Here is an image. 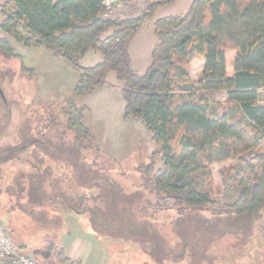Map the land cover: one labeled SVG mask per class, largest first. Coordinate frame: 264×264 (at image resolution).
<instances>
[{
	"label": "trees",
	"instance_id": "trees-1",
	"mask_svg": "<svg viewBox=\"0 0 264 264\" xmlns=\"http://www.w3.org/2000/svg\"><path fill=\"white\" fill-rule=\"evenodd\" d=\"M175 1L146 0L137 15L105 17V0H7L1 9V28L14 41L43 46L79 70L64 113L76 141L93 135L84 123L87 106L78 105L74 98L107 85L109 73L123 83L124 118L141 119L156 144L150 163L139 167L143 186L156 196L154 210H165L166 202L172 201L181 210L210 207L236 218L253 217L264 211V103L259 100V90L264 88V0H193L185 13L157 19L158 42L151 64L145 73H137L130 54L134 35L158 7ZM9 40L0 37V54L20 57ZM91 50L100 53L102 60L85 66ZM194 59L205 61L198 80L188 71ZM217 90L225 91L226 102L237 107L232 115L208 108L206 93ZM159 159L163 165L155 170ZM227 161L238 162L232 177L237 194L219 205L212 166ZM51 167L45 169L50 172ZM37 172L44 179L45 171ZM55 180L51 189L27 186L28 203L45 205L54 213L61 212V205L65 214L67 200L52 202L64 195ZM36 193L38 200L33 197ZM133 204L131 216L116 219V224L122 222L138 240L136 227L144 229L134 216ZM96 206L91 219L99 230L95 220L107 221L109 211ZM121 235L115 229L110 232L113 237ZM140 240L145 241L142 251L155 256L141 264H173L174 256L163 255L168 251L161 243L150 249L151 239ZM156 249L159 256L154 254Z\"/></svg>",
	"mask_w": 264,
	"mask_h": 264
},
{
	"label": "rangeland",
	"instance_id": "rangeland-1",
	"mask_svg": "<svg viewBox=\"0 0 264 264\" xmlns=\"http://www.w3.org/2000/svg\"><path fill=\"white\" fill-rule=\"evenodd\" d=\"M6 1L0 0V37L9 38L21 56L0 54V85L5 94V99L0 94V153H7L0 163V221L10 229L20 250L44 264H88L90 258L86 262L83 258L89 248L98 246L99 264H126L130 259L136 264L155 259L142 251L145 241L141 238L151 239L150 249L161 243L168 251L163 255L174 256L173 264H264V211L236 218L210 207L181 210L173 207L172 201L166 202L165 210L153 209L157 199L143 186L139 167L150 163L156 144L141 119L124 118L126 102L120 88L104 85L89 97L74 96L78 105L87 106L84 123L93 135L84 141L75 140L64 113L79 70L43 46L14 41L1 28V9ZM145 1L114 0L104 16L136 14ZM192 1L176 0L160 7L144 22L143 31H149L159 18L185 13ZM133 54L135 57L134 49ZM201 60L194 59L190 65L193 80L201 74ZM89 62L90 58H85L83 65ZM224 94L223 90L207 92L208 108L215 114L232 115L237 107L226 102ZM259 100L264 103V88L259 90ZM50 165L54 176L45 169ZM162 165L159 159L155 170ZM237 166L236 161L212 166L219 205L237 194L232 182ZM37 169L45 171L44 179L37 175ZM54 180L64 195L52 202L67 200L65 214L61 205L60 213H51L45 205L28 203L27 186L47 185L51 189ZM36 195L33 197L38 200ZM132 202L134 216L144 229L134 226L138 240L122 222L116 224V219L131 216ZM96 205L109 211L107 221L101 217L95 220L99 230L91 219L98 211ZM86 206L90 210H84ZM147 218L155 221L149 223ZM103 225L108 226L104 229ZM113 229L122 235L110 236ZM78 238L89 243V248L79 253L81 259L72 255L79 249L75 245ZM154 254L160 255L157 249Z\"/></svg>",
	"mask_w": 264,
	"mask_h": 264
},
{
	"label": "crops",
	"instance_id": "crops-1",
	"mask_svg": "<svg viewBox=\"0 0 264 264\" xmlns=\"http://www.w3.org/2000/svg\"><path fill=\"white\" fill-rule=\"evenodd\" d=\"M160 7H162V6H160ZM160 7H158L157 9H159ZM138 13L133 14V15H137ZM119 16H121V15H119ZM154 23H155V21L153 22V26H151V23H150L151 27H150L149 31H145V32L143 31L144 30L143 29L144 25H143L141 27V29L139 30V32L136 35H134L135 37L133 38V40L130 43V54H131V58H132V66H133L134 70L137 71V73H140V74L145 73L147 71V69L149 68V66L151 64V60H150L151 59V54H152V51L154 49L153 47H155V45L158 42V40L156 41V39H155V37L153 35V33H154L155 36L158 39V36L156 35L155 30H154ZM133 49H134V52H135V55H136L135 57H134V54H133ZM88 57L90 58V62H89L90 64L85 63V66L93 65V64L97 63V61H101L102 60V55L100 53H97L96 51H92V50L87 54L86 59ZM84 62H85V59H84ZM201 62H202L201 65L203 67L204 64H205V61L201 60ZM109 78H111V80H109ZM114 78H115V81L113 80ZM108 81H109V83L107 84L108 86H110L109 84L114 85V86H111V87L120 88L121 91H122V84L123 83L116 79V76H115L114 73H109ZM91 95H93V94H91ZM91 95H89V96H91ZM50 212L52 213L53 211H50ZM71 217H73V216H71ZM78 239L79 240L75 243V245H77L79 247V249H76L72 253V255H73V258H80L81 259L82 254H79V253L82 250H84V248L86 246H88V248H89V243H88V241L86 239L85 240L81 239V238H78ZM79 242H81V244ZM99 251L100 250H99L98 246L97 247L94 246V247L89 248L87 254L85 255V258L82 257L84 262H86V258H87V260L90 258V263H88V264H99V263H97L98 260H96V259H98L97 257H98ZM94 253H96V254H94ZM83 260H82V262H83ZM132 260L133 259L128 260L126 264H135V262L132 261ZM110 264H113V263L110 261ZM136 264H141V263H140V261H136Z\"/></svg>",
	"mask_w": 264,
	"mask_h": 264
},
{
	"label": "built area",
	"instance_id": "built-area-1",
	"mask_svg": "<svg viewBox=\"0 0 264 264\" xmlns=\"http://www.w3.org/2000/svg\"><path fill=\"white\" fill-rule=\"evenodd\" d=\"M114 0H105L111 11ZM0 264H44L35 256L23 253L13 240L10 229L0 221Z\"/></svg>",
	"mask_w": 264,
	"mask_h": 264
},
{
	"label": "water",
	"instance_id": "water-1",
	"mask_svg": "<svg viewBox=\"0 0 264 264\" xmlns=\"http://www.w3.org/2000/svg\"><path fill=\"white\" fill-rule=\"evenodd\" d=\"M0 94L2 95L3 99H5V94H4V91H3L2 87H1V85H0Z\"/></svg>",
	"mask_w": 264,
	"mask_h": 264
},
{
	"label": "flooded vegetation",
	"instance_id": "flooded-vegetation-1",
	"mask_svg": "<svg viewBox=\"0 0 264 264\" xmlns=\"http://www.w3.org/2000/svg\"><path fill=\"white\" fill-rule=\"evenodd\" d=\"M2 157V155L0 154V158Z\"/></svg>",
	"mask_w": 264,
	"mask_h": 264
}]
</instances>
